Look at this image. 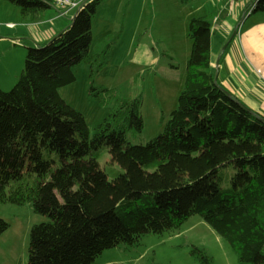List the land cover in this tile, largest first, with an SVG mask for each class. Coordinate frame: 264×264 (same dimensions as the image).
Returning <instances> with one entry per match:
<instances>
[{
	"label": "trees",
	"instance_id": "1",
	"mask_svg": "<svg viewBox=\"0 0 264 264\" xmlns=\"http://www.w3.org/2000/svg\"><path fill=\"white\" fill-rule=\"evenodd\" d=\"M4 1L20 8L25 24L43 22L56 7L55 0ZM102 1L85 0L71 24L43 44L22 38L16 45L28 51L24 68L10 91L0 88V205L31 204L48 219L32 227L29 264H93L105 250L178 231L195 215L231 245L240 264H264V115L215 83L212 19L190 21L192 52L164 132L132 144L129 137L144 131L142 96L95 86L120 36L105 37L106 48L92 51ZM259 12L264 0H252L243 19ZM81 63L90 67L91 96L110 105L94 135L59 92L76 82ZM108 145L125 146L121 169L98 165ZM202 147L206 153L193 158ZM229 165L238 173L224 185L218 178ZM9 227L0 215V235ZM191 254L214 264L203 247Z\"/></svg>",
	"mask_w": 264,
	"mask_h": 264
},
{
	"label": "rangeland",
	"instance_id": "2",
	"mask_svg": "<svg viewBox=\"0 0 264 264\" xmlns=\"http://www.w3.org/2000/svg\"><path fill=\"white\" fill-rule=\"evenodd\" d=\"M229 1L214 2V7L217 4V15L224 12L221 16L224 20L230 13ZM238 1L241 3L243 0ZM233 2L236 5V0ZM212 8L213 3L208 0H103L98 7L93 20L92 51L102 52L106 48L109 41H103L105 37L117 32L120 36L111 45L109 62L96 76L95 86L116 90L124 96H142L144 131L129 137L132 144H147L164 132L178 107L192 52L190 21L193 17L206 16ZM53 12L56 15V9ZM21 16L18 6L0 0L2 30L21 26L18 20ZM230 17L231 14L228 15L229 20ZM257 18H264V14ZM260 23L257 26L264 24ZM236 26L240 34H245L248 29H243L240 22ZM257 26L254 27L255 33L262 35L264 27ZM21 48L28 52L25 47ZM74 72L76 82L62 87L59 92L67 103L84 114L94 135L110 105L91 96L89 65L81 63L74 68ZM0 85L7 87L0 86L6 91L13 88V84L10 86L6 81L0 80ZM124 148L105 146L104 156L97 161L98 165L105 171L121 169L118 155ZM206 151L207 148L202 147L192 157H202ZM220 173L218 181L227 185L238 171L235 166L229 165ZM0 215L10 223L9 229L0 235V263L29 264L32 227L48 219L36 214L31 204H2ZM194 246L207 249L214 264H240L231 245L200 215L191 217L178 231L148 234L138 244L105 250L93 264H201L191 254Z\"/></svg>",
	"mask_w": 264,
	"mask_h": 264
},
{
	"label": "crops",
	"instance_id": "3",
	"mask_svg": "<svg viewBox=\"0 0 264 264\" xmlns=\"http://www.w3.org/2000/svg\"><path fill=\"white\" fill-rule=\"evenodd\" d=\"M208 1L213 3V8L209 9L206 16L213 22L212 55L214 65L218 56L221 55L219 83L240 101L264 115V33L259 35L254 30L257 24L264 22V18H257L264 12L249 15L242 21L245 16V8L252 0H243L241 3L236 0V5L234 2L231 3L233 0H227L231 6L229 14H231L230 20L232 21L228 19L229 14L224 20L221 18L222 13L224 14L223 11L220 16L216 13L215 0ZM53 9H56V15H54ZM76 11L77 9H72L67 15H62V10L60 11V8L56 6L47 11L45 20L41 23L25 24L21 23L19 18L21 26L3 30L0 28V80L10 83V86L12 84L14 86L18 81L27 54L24 48L16 45L22 38H29L37 44H43L63 30L62 28L70 25ZM53 20L55 21L53 22ZM239 22L243 29L248 27L245 34H240L239 29L237 30L236 24ZM261 27H264V24L257 26V28ZM234 33L236 34L232 39ZM226 44L229 45L223 51L222 48Z\"/></svg>",
	"mask_w": 264,
	"mask_h": 264
},
{
	"label": "built area",
	"instance_id": "4",
	"mask_svg": "<svg viewBox=\"0 0 264 264\" xmlns=\"http://www.w3.org/2000/svg\"><path fill=\"white\" fill-rule=\"evenodd\" d=\"M85 0H55L56 6L62 10V15H67L70 10L78 9L83 5Z\"/></svg>",
	"mask_w": 264,
	"mask_h": 264
},
{
	"label": "water",
	"instance_id": "5",
	"mask_svg": "<svg viewBox=\"0 0 264 264\" xmlns=\"http://www.w3.org/2000/svg\"><path fill=\"white\" fill-rule=\"evenodd\" d=\"M82 6L83 5H81V7L76 11V14L74 15V18L73 19H75V17H76V15L78 14V12H79V10L82 8ZM244 20V19H243ZM242 20V21H243ZM235 34L236 33H234V35L232 36V39H233V37L235 36ZM228 45L229 44H226V46H225V48L223 49V51H225L226 49H227V47H228ZM220 61H221V55L218 57V59H217V61H216V65H215V67H216V76H215V83L217 84V85H219V86H221L220 85V83H219V73H220ZM222 87V86H221ZM223 88V87H222ZM226 92H227V94H229V95H232L229 91H227L225 88H223ZM242 103V102H241ZM248 111H250L252 114H254V115H256V116H259L254 110H252V109H250L249 107H247L246 105H243ZM260 117V116H259Z\"/></svg>",
	"mask_w": 264,
	"mask_h": 264
},
{
	"label": "clouds",
	"instance_id": "6",
	"mask_svg": "<svg viewBox=\"0 0 264 264\" xmlns=\"http://www.w3.org/2000/svg\"><path fill=\"white\" fill-rule=\"evenodd\" d=\"M78 10V9H77ZM62 13V12H61Z\"/></svg>",
	"mask_w": 264,
	"mask_h": 264
},
{
	"label": "bare ground",
	"instance_id": "7",
	"mask_svg": "<svg viewBox=\"0 0 264 264\" xmlns=\"http://www.w3.org/2000/svg\"><path fill=\"white\" fill-rule=\"evenodd\" d=\"M79 9V8H78Z\"/></svg>",
	"mask_w": 264,
	"mask_h": 264
}]
</instances>
